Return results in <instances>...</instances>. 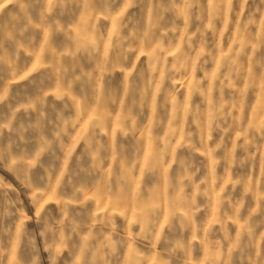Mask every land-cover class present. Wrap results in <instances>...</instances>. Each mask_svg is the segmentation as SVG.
I'll use <instances>...</instances> for the list:
<instances>
[{"label": "rangeland", "instance_id": "rangeland-1", "mask_svg": "<svg viewBox=\"0 0 264 264\" xmlns=\"http://www.w3.org/2000/svg\"><path fill=\"white\" fill-rule=\"evenodd\" d=\"M0 264H264V0H0Z\"/></svg>", "mask_w": 264, "mask_h": 264}]
</instances>
